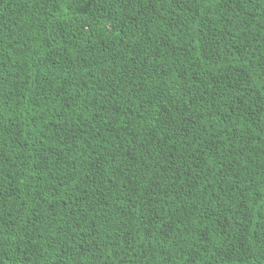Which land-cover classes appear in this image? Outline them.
Returning a JSON list of instances; mask_svg holds the SVG:
<instances>
[{
	"label": "trees",
	"instance_id": "obj_1",
	"mask_svg": "<svg viewBox=\"0 0 264 264\" xmlns=\"http://www.w3.org/2000/svg\"><path fill=\"white\" fill-rule=\"evenodd\" d=\"M0 264H264V0H0Z\"/></svg>",
	"mask_w": 264,
	"mask_h": 264
}]
</instances>
